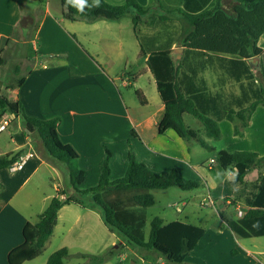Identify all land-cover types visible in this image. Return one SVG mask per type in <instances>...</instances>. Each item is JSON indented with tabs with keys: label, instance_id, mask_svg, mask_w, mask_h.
I'll use <instances>...</instances> for the list:
<instances>
[{
	"label": "crops",
	"instance_id": "crops-1",
	"mask_svg": "<svg viewBox=\"0 0 264 264\" xmlns=\"http://www.w3.org/2000/svg\"><path fill=\"white\" fill-rule=\"evenodd\" d=\"M42 1L0 0V89L4 91L1 82L2 67L6 62L12 63L13 59H17L20 52L23 53L21 47L16 45L32 46L34 56H25L24 62H28V66L25 76L21 78L22 85L14 87L12 84L5 89H10L11 101L18 100L22 103L28 116L43 120L60 118L57 127L59 138L78 154V165L85 173L81 188L98 185L102 164L108 153L111 155L112 179L124 177L129 163L130 142L137 159L151 171L169 175L176 169L185 178L199 182L201 186L196 190L205 191V196L200 202L201 207L214 208L218 215L221 212L226 218L241 217L239 211L243 213L248 209L242 202L248 190L232 184L227 174L235 170H223L224 173H218L214 165L217 161L212 163V158L197 159L195 150L194 160V140L182 139L171 129L164 134L159 133L158 126L164 116L165 105L157 90L155 77L147 65V57L140 56L141 43L148 52L161 44L169 47L175 61H184L179 81L186 93L203 90L213 96H219L225 102L223 109L237 108L250 99L249 87L246 91L241 89V82L234 81L229 72H224L223 60L235 59L236 56L224 53L221 43L229 38L231 46L236 44L239 23L234 25L235 19L221 10L213 17L200 22L194 32L185 36L188 23L181 13L173 12L168 15L166 22H162L158 17L164 13L157 0H137L142 5L152 3L151 13L156 16L151 22L149 18H145V22L140 25L139 41L130 15L126 16L130 18V23L122 21L123 18L116 21L97 19L73 22L63 18L61 0H50L47 4ZM106 1L113 5L126 3V0ZM227 1L229 0L221 1L225 9H232L238 4L237 0L231 1L230 4H226ZM177 3V0H166V7L179 8ZM131 11L135 13L133 9ZM225 27L227 31L224 30ZM258 46L263 52L258 58L250 60V63L256 64L260 60L264 67V32L259 37ZM188 50L190 52H186ZM177 51H181L180 54H175ZM198 52H205L207 56ZM5 53L7 59L3 58L2 54ZM131 58L145 63L142 73L152 76L150 85L153 89L156 88L160 98L154 107L149 108L151 101L142 89L135 90L143 104L142 107L129 106L127 103L121 85L133 88V83L139 76H136L133 70H127ZM206 59H211V63L206 64ZM122 65L125 68L121 73ZM20 70V66L15 67L16 73ZM253 72H258L256 75L261 76L256 69H253ZM223 75L229 80L224 81ZM188 115H184L185 123ZM11 119L13 123L7 129L15 126L17 133L12 135L9 148H2L0 145V156L24 149L22 157L25 160L18 171H11L10 168L0 170V264H9L8 254L24 241L22 233L26 223H34L38 215L46 210L52 198L59 194V190H65L68 194L74 192L69 182V170L39 156L34 144L24 133L22 119H15L14 115H11ZM197 122L200 124L199 128L193 129L201 132L202 138L215 149L214 151H249L257 153L260 157L264 156V106H258L252 114L243 136L235 135L231 121L219 120L222 138L226 131L228 138L235 145L234 151L211 141L212 139L204 134L200 121L194 118L193 123ZM222 138L217 141L220 142ZM237 139H241L245 144L241 146ZM53 166L60 167V175L55 174ZM43 168L56 182L55 193L45 188L46 179L42 180L41 177V180H38V173ZM61 174L66 179L70 191L65 189ZM258 176L259 172L255 169L247 174L245 181L253 182ZM34 177L36 185L28 187ZM206 199L213 204L208 205ZM225 199L226 202L223 201ZM232 203L235 205L231 206ZM189 204L188 198L182 200V205ZM97 215L99 214L96 213L95 206L90 203L84 207L72 203L61 208L54 232L62 224L67 226L68 234L57 250L67 248L70 253L72 246L68 244V238H71L81 251L76 253L88 254L90 244L96 238ZM99 216L104 223L103 216ZM185 219V222H189L188 218ZM220 224L216 233L217 239L219 242L228 241L232 244L230 253H239L234 245H240L239 238L242 237L232 232L221 218ZM206 230L207 235L210 230ZM206 235L192 252L198 250ZM51 238L46 245L51 244ZM208 246L203 245V249ZM244 251L246 253L242 252L246 257L243 260L246 264H264V261L252 257L255 254L250 250Z\"/></svg>",
	"mask_w": 264,
	"mask_h": 264
},
{
	"label": "trees",
	"instance_id": "trees-1",
	"mask_svg": "<svg viewBox=\"0 0 264 264\" xmlns=\"http://www.w3.org/2000/svg\"><path fill=\"white\" fill-rule=\"evenodd\" d=\"M157 1L164 13L158 17V20L166 22L169 19L168 15L173 12H179L184 16L188 23L185 36L194 32L200 22L222 10L235 19L234 25L237 26L239 23L237 34L243 31L244 36L242 40L239 39L242 35H238L239 41L249 40L251 47L249 52L252 56L247 55L243 50L238 53L235 45L223 50L224 53L236 56L235 59H224L223 61L228 62V65L223 64V69L230 73L234 81L241 82V89L246 91L249 87L250 93L248 101L241 103L237 108L227 109L222 108L225 102L219 96H213L203 90H197L192 94L185 92L179 81L180 71L184 69V61H175L169 47L161 44L148 52L141 43L140 56L147 57V65L155 77L157 90L165 105L164 116L158 126L159 133L164 134L171 129L182 139L194 140L203 148L214 151L215 149L202 138L199 130L185 123L184 115L189 114L198 119L204 134L216 141L222 138L220 119H227L233 123L236 136L244 135L252 114L258 106H264L263 64L260 60L256 64L247 60L252 57L258 58L263 52L258 46V40L264 32V0H237L238 4L232 9H225L222 0H177L179 8L175 9H168L166 0ZM67 2L68 0H61L62 15L63 18L73 22L97 19L116 21L130 15L139 41L140 25L145 22V18H149L151 22L156 17L151 13L152 3L142 5L137 0H126L124 5H113L106 0H99L100 7H85L83 12H79ZM94 3L95 0H87L88 6H93ZM131 9L135 13H132ZM245 12L249 15L244 14ZM198 53L207 56L205 52ZM204 61L206 64L211 63V59ZM253 69L259 71L261 76L255 75ZM22 83L23 79L20 78L13 86L20 87ZM6 114L14 115L15 119L19 117L22 119L25 135L37 149L39 146L42 147V156L45 159H50L56 164H66L65 167L69 170V182L74 191L72 194H68L65 190L61 191L52 198L46 210L38 215L36 222L26 223L22 233L24 241L8 254L9 264H24L39 257L54 232L59 211L65 205L72 203L83 207L90 203L102 209L103 221L109 230L118 232L129 243L143 247L172 264H184L189 254L206 235L207 230L202 226L181 220L165 222L160 217H154L150 221L148 241L145 240L147 209L155 204L152 191L173 187L182 191H191L201 186L199 182L185 178L176 169L169 175L151 171L137 159L129 142V163L125 176L112 179L111 155L108 153L102 164L98 185L82 189L85 173L78 165V154L71 146L63 144L59 138L57 127L60 118L43 120L30 117L25 113L20 101H11L0 89V119ZM24 152L25 150L21 149L0 156V170L10 168ZM216 161L225 171L238 170L232 184L248 190V194L242 198V202L248 208L247 211L237 219L226 218L220 212V218L232 232L242 238L264 236V156L260 157L257 153L249 151L230 153L220 150ZM255 169L259 172L258 178L253 182L245 181L247 174ZM234 205L235 203H232L231 206ZM257 223L258 227H253ZM235 252L233 251V254ZM69 256V250L61 248L50 255L46 264H64ZM78 256L86 259L87 264H104L106 261V255L79 254Z\"/></svg>",
	"mask_w": 264,
	"mask_h": 264
},
{
	"label": "rangeland",
	"instance_id": "rangeland-1",
	"mask_svg": "<svg viewBox=\"0 0 264 264\" xmlns=\"http://www.w3.org/2000/svg\"><path fill=\"white\" fill-rule=\"evenodd\" d=\"M54 1V0H53ZM231 1L229 0L226 2V4H230ZM44 3H49L50 0H43ZM244 14H248V12H245ZM252 14V13H251ZM124 22L130 23L131 20L129 17L123 18ZM230 27V25L228 26ZM224 30H228L227 27L224 28ZM218 33V32H217ZM242 35V37H239V39L243 40V31L239 32ZM239 39L235 40V46L236 49H238V53L241 52V50L244 51L249 56H252L251 47L249 40L239 41ZM222 44V48H229L232 44V42L229 40V38L224 39ZM16 46L21 47L23 50V53L20 52L17 56V59H13L11 62H6L5 65L2 67L3 76H2V84L4 85V91L3 93L8 97L12 98V93L10 89H5L8 85L16 84L20 78L25 76L26 74V68L28 66V62L26 61V57L28 54H31L34 56V51L32 49V46L29 44H18ZM247 50V52H246ZM181 51H177L175 54H180ZM3 58L5 57L7 59V54H2ZM16 58V57H15ZM254 57L247 59L250 63ZM228 65V62L224 61V65ZM21 64V65H20ZM132 66L131 68L129 66ZM20 66L21 70L19 73L15 72V67ZM146 66L145 63H143L140 60L137 59H130V64L127 66V70H133L137 75L136 80L134 81V87H124L121 85V90L127 100V103L129 106L133 107H142V102L135 94V90H144L145 94L151 101V104L149 105V108L154 107L156 104V101H160V98L158 96L156 88L153 89V86L150 85V82L152 81V76L150 74L142 73L144 67ZM125 66L122 65L120 72L122 73L124 71ZM224 70V69H223ZM226 73L227 71L224 70ZM120 73V74H121ZM118 74V71H117ZM119 74V76H120ZM258 74V72H256ZM255 74V75H256ZM222 78L224 81L229 80V78L226 75H223ZM235 85V82L232 81ZM194 118L190 115L186 118V123L191 128H199V122L193 123ZM13 122L10 123V126ZM230 123V122H229ZM231 124V123H230ZM232 125V124H231ZM17 133V130L15 126H12L11 128L4 130L2 133H0V145L2 148H9L8 144L11 143V137ZM241 146L245 144V142H242L241 139H237ZM215 141L217 145L220 147H224L230 151H234L235 145L233 142L228 138L227 133L225 131L224 138L220 142L216 140ZM195 148H193V157L195 158V150L197 151V159L202 158H212L214 162H216L217 159V153L218 151H212L208 149L202 148L197 142L192 141ZM219 147V148H220ZM34 149L36 153L39 156H42L43 150L42 147L39 146V149H37L34 146ZM229 152V151H227ZM50 160V159H48ZM51 163L52 160L50 161ZM213 162V163H214ZM56 164V163H55ZM61 166H65L64 163H59ZM215 165V171L218 173H224L223 169L218 165ZM65 168V167H64ZM66 169V168H65ZM53 170L56 175H60V167L59 166H53ZM62 170V169H61ZM211 173V172H210ZM38 180L46 179V185L45 188L47 190H50L51 192L55 193L54 191V184L56 183L51 179V176L49 172L43 168L41 172L38 173ZM63 179V185L66 187L67 191H70L68 189V184L66 182V179L63 177V174H61ZM61 179V180H62ZM31 185V186H30ZM36 185V178L34 177L33 180L30 182L28 187H34ZM27 187V189H28ZM62 190H59V193ZM205 191L203 189L200 190H191V191H182L177 187L169 188V189H156L152 191V194L155 197V204L147 209V215H148V222L145 226V236L146 241H148L149 233H150V220L154 217H160L164 221H172V220H183L186 221L185 218L189 219V222L203 226L205 229H209L210 231L207 233L204 241L199 246L198 250H195L190 254L189 257H187L184 264H246L244 262V258L246 255L243 253L244 250H250V252H253L255 256L259 260L264 261V237H256V238H250V239H243L239 238L240 245L235 243L236 248L238 249L239 253H230L229 248L232 246L228 241H220L217 239L216 233L218 232L220 224V218L218 215V212L214 208H203L200 206V202L202 200V197L204 195ZM184 198H188L190 200V204L188 206L182 205V200ZM208 199H206L207 201ZM96 213L103 216L102 209L96 207ZM240 212V211H239ZM238 214V212H237ZM96 216V238L92 244H90V251H87L88 254L92 255H106V261L104 264H172L168 263L166 260L160 258L155 253H150L147 249L137 246L135 244L129 243L127 239L119 234L118 232H112L107 227L104 226V223L100 219V216ZM37 219H35L36 222ZM67 226L60 224L57 229L54 232V235L51 238V244L45 245L42 254L37 257L36 259L25 262L24 264H46L48 258L50 255L55 252L62 244L63 239H65L67 235ZM222 240V239H220ZM68 244H70L72 247L70 256L67 257L64 261V264H87V260L84 258H81L78 256L81 252L78 249L79 247L74 245L71 238H68ZM203 245H209L206 249H203ZM243 246V247H241ZM246 248V249H245ZM243 251V252H242ZM263 252V253H261ZM246 253V252H245ZM254 264V263H252Z\"/></svg>",
	"mask_w": 264,
	"mask_h": 264
},
{
	"label": "built area",
	"instance_id": "built-area-1",
	"mask_svg": "<svg viewBox=\"0 0 264 264\" xmlns=\"http://www.w3.org/2000/svg\"><path fill=\"white\" fill-rule=\"evenodd\" d=\"M11 115L9 114H6L4 115L3 117H1L0 119V133L3 132L4 130H6L10 123H11ZM32 155V154H30ZM24 158L22 157L19 161L15 162L11 167H10V170L11 171H18L19 169H21V167L23 166L24 164ZM214 162V160H212V163ZM208 205H211L213 204L212 201L208 200L207 202ZM239 215L241 216L242 215V211L239 212Z\"/></svg>",
	"mask_w": 264,
	"mask_h": 264
},
{
	"label": "clouds",
	"instance_id": "clouds-1",
	"mask_svg": "<svg viewBox=\"0 0 264 264\" xmlns=\"http://www.w3.org/2000/svg\"><path fill=\"white\" fill-rule=\"evenodd\" d=\"M68 4H71L73 7L77 8L79 12H83L85 7H100V2L99 0H95V3L93 6H88L87 0H68ZM238 173V170L236 171H229L228 172V177L231 181H235L236 175ZM253 227H258V223L254 224Z\"/></svg>",
	"mask_w": 264,
	"mask_h": 264
}]
</instances>
